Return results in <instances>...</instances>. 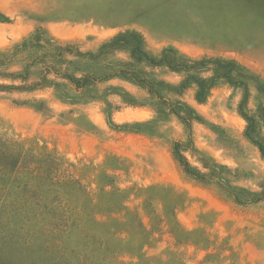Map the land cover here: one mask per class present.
Wrapping results in <instances>:
<instances>
[{
  "label": "rangeland",
  "instance_id": "1",
  "mask_svg": "<svg viewBox=\"0 0 264 264\" xmlns=\"http://www.w3.org/2000/svg\"><path fill=\"white\" fill-rule=\"evenodd\" d=\"M239 1L256 13H220L221 3L211 0H192L181 12L177 0H0V51L39 28L83 52L137 30L154 53L174 47L194 60L235 59L264 80V0ZM164 3L174 22L182 17L190 25L256 18L258 53L236 38L219 49L225 53L205 50L206 38H191L181 49L154 42L141 25L153 24ZM30 72L37 81L39 70ZM153 73L174 85L183 80L166 69ZM112 88L145 106L124 105ZM174 99L198 114L190 136L175 116L159 119L142 89L118 79L77 104L51 88L0 93V143L19 146L22 159L29 153L33 160L29 172L0 174V264H264V159L244 137L242 91L220 84L203 105L194 88ZM258 107L251 86L248 109ZM174 142L190 147L183 154L207 182L186 175Z\"/></svg>",
  "mask_w": 264,
  "mask_h": 264
},
{
  "label": "trees",
  "instance_id": "2",
  "mask_svg": "<svg viewBox=\"0 0 264 264\" xmlns=\"http://www.w3.org/2000/svg\"><path fill=\"white\" fill-rule=\"evenodd\" d=\"M118 53L127 54V59H117ZM13 66H20L21 71L10 72ZM34 68L39 70L37 81L32 80L30 72ZM157 69H166L183 80L174 85L159 79L153 73ZM204 74L211 75L203 77ZM117 79L142 89L149 101L158 106L159 119L175 116L185 126L189 136L191 123L198 119V114L189 104L174 97L181 98L187 90L194 88L195 101L203 105L220 84L241 90L238 113L247 122L244 137L264 159V80L235 59L203 57L194 60L174 47H165L160 53H154L145 36L137 30L119 32L96 50L83 52L78 45L63 44L39 28L22 43L0 51V81L11 82L10 85L0 84V93H34L51 88L65 101L77 104L97 85ZM59 80L66 83H59ZM16 82L20 84L16 85ZM251 86L259 99L256 113L248 109ZM111 90L122 98L124 105L145 106L123 89ZM89 100L95 101V98ZM142 126L146 127L145 124ZM18 147L0 143V174L30 171L32 157L28 153L22 159L23 153ZM189 148L174 142L172 151L175 160L187 176L198 182H207L209 177L193 168L184 156L183 152Z\"/></svg>",
  "mask_w": 264,
  "mask_h": 264
},
{
  "label": "crops",
  "instance_id": "3",
  "mask_svg": "<svg viewBox=\"0 0 264 264\" xmlns=\"http://www.w3.org/2000/svg\"><path fill=\"white\" fill-rule=\"evenodd\" d=\"M192 0H177V6L188 5ZM213 2H220V13L233 14L238 13L239 10L249 15L256 13L255 9L245 6L243 2L239 0H211ZM181 12V7L178 8ZM141 11V9L139 10ZM239 11V12H241ZM173 9L166 5L153 15L154 23L146 24L142 29L154 42L160 41L161 43L173 44L181 49V45L185 44V41H189L191 38H206L209 39L207 51L222 52L219 49H223L228 43L227 41L233 38L239 39L240 46H245L252 54H257L258 47V32L256 18L247 19L240 23L231 22L229 24L224 23L219 26L216 25H200V24H186L184 18L175 19L174 22L171 13ZM231 19V17H230ZM178 20V21H177ZM194 21V20H193ZM215 39H219L218 41ZM246 39V40H245ZM221 40V41H220ZM216 43V44H214ZM227 43V44H226ZM212 45H217L216 49H212ZM224 52V51H223ZM225 53V52H224ZM243 53H239V57L244 60Z\"/></svg>",
  "mask_w": 264,
  "mask_h": 264
},
{
  "label": "bare ground",
  "instance_id": "4",
  "mask_svg": "<svg viewBox=\"0 0 264 264\" xmlns=\"http://www.w3.org/2000/svg\"><path fill=\"white\" fill-rule=\"evenodd\" d=\"M55 32H57V31H55Z\"/></svg>",
  "mask_w": 264,
  "mask_h": 264
}]
</instances>
